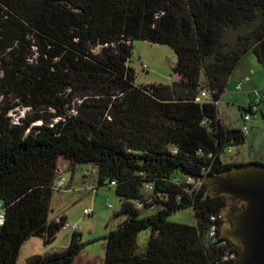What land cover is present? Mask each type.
<instances>
[{"label":"trees","instance_id":"trees-1","mask_svg":"<svg viewBox=\"0 0 264 264\" xmlns=\"http://www.w3.org/2000/svg\"><path fill=\"white\" fill-rule=\"evenodd\" d=\"M136 40L173 49L171 84L135 85ZM248 53L264 66V0H0V264H16L32 237L50 245L66 223L50 219L60 158L70 169L93 163L98 186L122 201L126 218L105 236L103 264H232L207 239L225 197L187 178L264 167L221 160L245 142L217 102ZM202 91L208 99L197 102ZM15 108L24 110L16 121ZM137 203L157 211L142 215ZM186 209L195 226L167 220ZM85 246L75 231L65 250L25 264H73Z\"/></svg>","mask_w":264,"mask_h":264},{"label":"rangeland","instance_id":"rangeland-1","mask_svg":"<svg viewBox=\"0 0 264 264\" xmlns=\"http://www.w3.org/2000/svg\"><path fill=\"white\" fill-rule=\"evenodd\" d=\"M175 63V53L168 46L139 40L132 43L130 66L135 73L136 86L171 84ZM246 76L250 77L249 82L245 79ZM237 84H241L240 90L236 89ZM4 101L9 105L15 103L10 98ZM257 101H260L258 111L246 124L248 131L245 133V142L239 146L227 147L221 155L222 162L241 164L259 162L264 165V66L257 61L253 53H248L230 77L217 105L219 119L229 128L241 129L244 124L241 116L244 112L238 105L243 104V107L247 108ZM17 114L23 116L24 110L15 108L9 116L16 121ZM66 163L64 158L58 161L59 167H66L62 174L65 185L61 191H54L52 194L50 219L57 221L60 216H65L68 224L78 226L77 232L86 246L73 264H103L106 248L104 238L126 218L118 215L122 201L115 193L114 186L108 184L98 186L97 168L93 163L77 164L73 169L67 168ZM86 172L89 173L87 177ZM67 186L69 188L65 190ZM204 186L206 192L205 183ZM206 196L211 197L210 194ZM235 205L237 203L231 209L228 208V211L237 210ZM241 206L243 209L240 211H243L246 205L242 203ZM85 210L89 212L88 215L84 213ZM156 211L157 209H142V215ZM167 220L190 226L196 224L192 209L177 211ZM222 226L223 222L221 229ZM72 233V230H60L50 245H44L40 238H30L20 250L16 264H25L33 256H44L65 250ZM150 235L149 229L138 233L136 238L138 252H145ZM232 244L240 253L242 252V246H236L233 242Z\"/></svg>","mask_w":264,"mask_h":264},{"label":"water","instance_id":"water-1","mask_svg":"<svg viewBox=\"0 0 264 264\" xmlns=\"http://www.w3.org/2000/svg\"><path fill=\"white\" fill-rule=\"evenodd\" d=\"M201 180L207 186L205 196H223L246 205L243 211L221 210L220 239L226 237L236 246H242V252L232 264H264V167L251 165Z\"/></svg>","mask_w":264,"mask_h":264},{"label":"built area","instance_id":"built-area-1","mask_svg":"<svg viewBox=\"0 0 264 264\" xmlns=\"http://www.w3.org/2000/svg\"><path fill=\"white\" fill-rule=\"evenodd\" d=\"M237 90L241 89V84H237L236 86ZM208 99V94L205 91H202L200 93V95L198 96V98L196 99L197 102H204ZM260 101H257L254 104L249 105V107L247 108V111L244 112L241 116L242 120H243V126L241 128V131L243 133H246L248 131V127H247V123L255 117V114L257 113V107L259 105ZM218 104V102H217ZM66 169V167H59L57 166V170H56V179L57 181L54 182L53 184V188L54 191H61L65 185V180L62 177V174L64 172V170ZM89 175V173H85V177H87ZM206 177V176H205ZM187 183L192 185L195 189H199L204 183L202 180H198L196 181L193 178H187ZM114 183H112L113 185ZM145 190L151 192L152 191V186L151 185H145ZM136 207L138 209H142L143 205L140 203L136 204ZM84 213L86 215H88V211H84ZM220 218V217H219ZM0 219H2V223H0V226L3 225L4 220H5V216H4V210L2 208V205L0 203ZM218 220V217H211V221L213 223H216V221ZM78 226L77 225H70L67 222L62 226L61 230H72L73 232L77 231ZM222 229L219 228L217 225H212L208 232H207V239L212 243V244H216L218 247L225 249V255L223 257V261L224 262H231L233 263L236 258L238 257V254L236 253V251L233 248H230L228 246V243L226 241V237H223L222 240L220 239V233H221Z\"/></svg>","mask_w":264,"mask_h":264},{"label":"flooded vegetation","instance_id":"flooded-vegetation-1","mask_svg":"<svg viewBox=\"0 0 264 264\" xmlns=\"http://www.w3.org/2000/svg\"><path fill=\"white\" fill-rule=\"evenodd\" d=\"M226 201H227V206H226V208H230V209H231V207L234 206L235 203H237V205H235L237 211L243 209V207L241 206V203H242V202H240V201H238V200H236V201H230V200L226 199ZM244 208H245V207H244ZM229 221H230V224L233 223L231 220H229Z\"/></svg>","mask_w":264,"mask_h":264},{"label":"crops","instance_id":"crops-1","mask_svg":"<svg viewBox=\"0 0 264 264\" xmlns=\"http://www.w3.org/2000/svg\"><path fill=\"white\" fill-rule=\"evenodd\" d=\"M245 79H246L248 82L250 81V77H249V76H246ZM236 86H237V85H236ZM220 99H221V98H220ZM219 101H220V100H219ZM218 103H219V102H218ZM238 108H239V109H240V108H244V107H243V104L238 105ZM247 108H248V107H247ZM247 108H246V109H247ZM221 122H222V121H221ZM222 123H223V122H222ZM223 125L226 126L224 123H223ZM226 127H227V126H226ZM227 128H229V127H227ZM229 129H232V128H229ZM60 159H61V158H60ZM66 162H67V163H66V164H67L66 166H68L67 168H69V163H68V161H66ZM229 163H239V164H241V162H229ZM248 163H249V162H248ZM64 217H65V216H64ZM65 218H66V217H65ZM26 243H27V242H26ZM26 243H24V245H25ZM24 245H23V246H24ZM23 246H22V247H23ZM21 249H22V248H21Z\"/></svg>","mask_w":264,"mask_h":264},{"label":"clouds","instance_id":"clouds-1","mask_svg":"<svg viewBox=\"0 0 264 264\" xmlns=\"http://www.w3.org/2000/svg\"><path fill=\"white\" fill-rule=\"evenodd\" d=\"M3 221H2V219H0V223H2Z\"/></svg>","mask_w":264,"mask_h":264}]
</instances>
